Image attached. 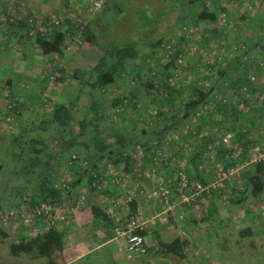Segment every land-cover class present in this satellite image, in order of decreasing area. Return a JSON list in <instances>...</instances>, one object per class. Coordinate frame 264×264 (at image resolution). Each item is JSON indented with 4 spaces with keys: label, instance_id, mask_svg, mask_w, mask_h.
Instances as JSON below:
<instances>
[{
    "label": "rangeland",
    "instance_id": "obj_1",
    "mask_svg": "<svg viewBox=\"0 0 264 264\" xmlns=\"http://www.w3.org/2000/svg\"><path fill=\"white\" fill-rule=\"evenodd\" d=\"M6 1L11 3V0H0V9L1 5ZM30 1L34 2L31 5L39 9V12L36 14L37 16L45 13L41 12L40 8L46 12L52 10L44 2L46 0ZM47 1L55 4L59 3L56 10L60 12V15L49 19L48 25L50 31L55 27L62 29L64 26H72L74 22L78 28H82L85 21L93 13L90 9V4L91 2L93 3V0ZM181 1L105 0L104 3L109 2V4L102 12H98L99 18L95 20L97 24H95L96 27L94 32H92V37H95L98 42H86L84 36L80 32H77L73 35V39L70 40L71 42L69 41L70 43L67 44L69 47L68 50L66 49L67 53L69 50L77 51L85 58L88 65H95L103 54L101 48L105 49L104 44L109 43L112 47H120L121 43H126L131 38L133 40L138 38L140 42L138 49L139 56L129 65V71L119 77L117 76L112 84L105 85L103 89L101 88V91L107 99L117 94L131 97L132 104L123 105V109L120 112L115 110V114L112 117L116 119L122 112L125 113L127 111L129 119L126 120L125 124L129 123L132 125L135 123V126L139 127L142 132L145 129L148 132H145L147 133L145 137L140 138L141 141L134 140L130 148H128V150L133 148V152L129 154L130 159L128 158L129 165L130 167L133 166V168L123 171L124 162L119 164L107 163L108 168L105 169L106 172L104 171L103 177L105 178L102 180V186H108L106 187L107 190L111 186H114L113 189L117 192L114 196L119 195V198H122V194L128 188L143 185L148 191V187L152 186V189L157 188L160 178L167 181L168 188L172 189L173 198H175L176 202L172 205V210L168 211V220L165 223H162L160 220V217L165 213L163 211L165 205L163 206V203L160 201L158 193H156V199L158 200V205L157 207L155 206L156 211H153L149 207V210L153 212L146 211L144 213L141 209L147 221L149 220L147 224L149 239H146L148 250L152 252L157 249L153 236L150 239V233L155 229L157 236L162 241H169L174 235H178L186 241L184 250L187 251L188 258L184 263L264 264V200L259 199L253 205H248V200H245V206L240 204L243 202H235L236 198L240 195L239 189H242L244 186L246 174L251 171L253 162L258 159V154L261 152V155L264 157V100L258 97L264 91V85L256 83L262 89L261 91L258 89L251 91L250 86H248L250 89L243 86L242 89L245 92L241 87H238V89L231 88V102L236 105L235 109L238 112L234 115L230 110L225 109L222 117L220 111L215 110V105H217L216 100L222 96L223 92L221 91V84L217 82L215 89H212L207 98L196 106L189 118L186 120L182 119L175 124L165 119L163 115L159 114L160 112L158 113L160 107L157 105V102H155L156 104L154 103L155 100L153 99L157 97L156 92L159 88L147 89V92L143 90L145 83H152L155 86L159 77H166L163 72V65L171 62L170 77L166 80L171 81V85L176 86L177 91L181 94L180 96L174 95L176 100L174 99V103H172L174 105L173 109H183L181 105L188 99V87L197 85L202 90L211 87L210 84L214 82L213 75L216 69L224 66V57L229 52L228 48L236 45L234 43L239 39L240 41L243 38L245 40L254 39L253 32L258 30V28L264 27V16L262 20L258 19L259 13H263L264 11V0H242V2L240 0H187L188 3L196 2L195 6L202 1L206 7L216 8L218 15H221L218 18V24L213 23L209 24V26L202 23L194 24L196 26H193L186 19L179 20V17L183 13L188 15L191 12L185 9L190 10L189 7L191 9L194 7L193 3L180 6ZM25 7H22L23 14L27 11ZM4 15H6V9L0 12V16ZM241 15L245 16V20L241 18ZM34 21L33 27H27L29 31L32 30V33L27 32L25 34V32H21L26 37H36L39 29L38 26H40V19L35 18ZM0 26L3 25L0 23ZM219 26L230 32L228 38H231L232 45L227 50L223 46L225 42H220V38H218L216 33L212 34L209 33V30L206 31L207 28L217 29ZM42 27L45 30V27ZM24 29L26 28L23 27L20 30L24 31ZM22 38L21 42L27 43V39ZM20 44L22 43L18 42V37H15L14 44L10 46V50H6L5 54L7 57L17 59L18 55L17 53L14 54V50L19 48ZM259 47L260 45L257 46V48ZM150 51H154L151 56L148 55ZM263 52V49H258L257 51L251 50L244 56L243 62H253L252 56H259V54L260 59L264 61ZM14 55L17 57L15 56L14 58ZM213 61H216L215 68L208 69V63H214ZM7 64L11 66V62H4L0 66L3 67ZM218 64L219 66H217ZM149 65H151L150 72H148ZM35 68L38 72L36 77L38 79L36 85L37 92L35 93L36 98L29 100L24 98L25 101L20 107V115L18 116V119H23V123L18 121V124H16L15 121L18 119H14V122L9 124L3 115L1 117L3 121H0V204L5 207H10L12 204L10 202L15 203L13 206H18L22 203L23 197H27L26 195L30 193L27 190L21 200L18 201L21 196L15 195L14 190H12L14 192L12 194L10 188H7L9 187L8 183L5 182L8 178L11 179V175L13 176L14 174L15 161L13 155H15V151L19 152L22 148L20 147L21 144L23 146L25 145L24 143L31 141V132L28 128L32 127H29L28 124H37L42 119H47L50 115L48 107L52 104L49 101L50 98L55 101L54 103L65 102L67 100L64 99V96L58 97L60 83H62V81L56 78L59 72L65 75L64 78L68 79L69 83H75V80L72 78L73 76L68 70H58L56 65H44L43 63L36 65ZM256 68L262 70L261 73H263L264 62L261 64L259 62ZM204 70H207L206 73L210 75L205 77L206 73H204ZM8 77L6 76L5 80ZM255 79H257L256 76ZM262 79L258 77V82ZM77 82V86H80L81 89V85H79L81 82ZM69 83L68 85H70ZM4 84L0 91V104L2 103L1 107L4 106L5 109L10 99L14 98L15 100V89L12 86L10 87V83L8 82ZM4 86H8L6 90H3ZM86 86L84 85L83 88L85 89ZM83 88L79 91L80 102L88 100V95L85 94ZM70 91L71 88L67 86V94H73ZM132 91L134 96L131 93ZM93 93L99 96L97 92L94 91ZM46 94H50L53 97L46 99ZM21 100L23 101V98ZM220 101L223 102V100ZM159 104L161 105V103ZM169 105L171 104H168L164 111L167 113V116L170 113L172 116L173 111L169 110ZM220 120H226L223 125L235 130H221L220 123H218ZM166 122L167 124H165ZM22 125H25V127L23 128ZM78 129V127H70V131L73 133L78 131ZM155 129H161V134H156L157 132H154ZM237 130H240L250 138V142L244 148H242L240 140L236 137L235 131ZM40 132H42L41 129L39 130ZM16 135L21 136L16 137ZM55 136L56 134H52V137L55 138ZM145 140L147 144L142 145ZM215 145L219 146L220 149L222 146L231 149L230 157L232 161L236 162L233 165L229 162L226 168H223L224 165L219 161L213 162L217 158L215 149L213 148ZM258 148L260 149L259 152L256 151ZM243 150L248 154L245 158L241 157ZM199 151L203 162H198L197 167H194L190 163L191 157L195 153L199 154ZM226 159L229 160L230 158ZM19 166L20 164L17 163V167ZM221 168L226 171V177L223 179L221 186L212 188V190L210 188L209 195L202 196L198 201L192 200L191 204L180 201L177 195V174L179 171H184L190 179L194 181L198 180L202 185L213 182L214 184H218V171ZM166 169H168L167 172L164 171ZM72 178L73 175L70 171L61 170L59 177L54 182L60 183L66 180L70 183ZM148 182L150 183L149 186ZM17 183L21 187L24 183L23 179H17L15 184L17 185ZM84 183L85 180H80L71 188L70 193H73L75 197H72V199H68L69 196L64 197L62 206L67 209L65 211L67 213L66 217L70 214V206L76 200V193L84 186ZM28 184L31 185L32 189L36 190L39 185H36L37 179H31ZM226 192L228 193L227 197L223 195ZM107 195L104 196L109 198ZM144 195H141V198ZM215 195H217L216 206L218 209L216 208L217 213H213L209 220L207 217L210 213V198L214 200ZM228 195L232 200L228 198ZM138 197L140 196L135 197V199ZM177 199L179 200L178 203ZM176 205H180L181 208L177 210ZM117 210L119 211V216H125L120 211H125V209L118 208ZM244 226H250L252 229L250 236L239 235V230ZM4 230L8 235L4 238L0 232V264H37V261L33 262L27 255L21 254L22 256L14 258L9 253V242L18 239L15 231L25 232L26 228L16 226L15 228L10 227ZM121 241L124 242L123 238ZM214 251L222 252H220V256L210 253ZM183 253L185 254L184 251ZM136 259H143V255L137 256ZM132 260L134 259H128L127 261L131 264ZM86 263L93 264L94 262H90V260L84 258L79 263L74 264Z\"/></svg>",
    "mask_w": 264,
    "mask_h": 264
},
{
    "label": "trees",
    "instance_id": "obj_2",
    "mask_svg": "<svg viewBox=\"0 0 264 264\" xmlns=\"http://www.w3.org/2000/svg\"><path fill=\"white\" fill-rule=\"evenodd\" d=\"M109 2L106 4L104 3L98 9L99 11H93V16L91 15V17L85 21L83 27H79L80 29L74 22L72 26H64L62 29L55 27L50 31L48 25L50 21H47V27L45 30H39L36 37L33 38L38 47L39 53L44 56L52 53H59V56H61L66 49H69L67 44L71 42L70 40L73 39V35L77 32H80L84 36V40L86 42L95 41V43H97L98 41L96 38L92 37V32H94L96 27L95 24H97L95 20L99 18L98 12H102ZM240 2H242V0H240ZM192 3L194 4L193 9H191V7H189L190 10L185 9L186 11L191 12H189L188 15L183 13V15L179 17V20L186 19L189 24L193 26H196L199 23L207 24L208 26L213 23L218 24V18L221 15H218L216 8L213 9L212 7H206L202 1L195 6L196 2L188 3L187 0H182L180 2V6L186 4L190 5ZM15 6H18L17 2H15ZM185 10H183V12H185ZM4 16L7 18L13 17V21H8L6 23L0 22L3 27L8 28V25L12 24L16 27H25L26 30L28 29L27 27H31L28 23L30 18L23 17L22 14L20 15L17 12L16 7L15 14L8 12V9H6V15ZM263 16L264 11L263 13H259L258 19L262 20ZM241 18L244 19L245 16L241 15ZM46 29L48 33L46 32ZM217 29L207 28L206 31L209 30V33L212 34L216 33L218 38H220V42H225L223 46L227 50V48L232 45L231 38H228L230 32L220 26ZM253 37L254 39L250 38L248 40L243 38L240 41L239 39L236 43H234L236 45L228 48L229 52L224 57V66L216 69L213 75L214 82L210 84L211 87H207L206 90L198 88L197 85L188 87V99L181 105L183 109H173L174 105L172 103H174V99L176 100L174 95L180 96L181 94L177 91L176 86L174 87L171 85V81L166 80L170 77L171 62L163 65V72L166 77H159L155 86L152 83H145L143 90L147 92L149 89L159 88L156 92L157 97L153 99L155 100L154 103L157 102V105L160 107L158 113L160 112L159 114L163 115L165 119L172 122V124H175L182 119H188L194 112L196 106L207 98L212 89H215L216 83L218 82L221 84V91L223 92L221 94L222 96L218 97L219 99L216 100L218 103L216 102L217 105H215V110L220 111L222 117L225 109L230 110L235 115L238 111L235 109L236 105L231 102V88L238 89V87H241L242 89L243 86H246L247 88L250 86L251 91H254L255 89L261 91L262 89L258 86V84L256 85V83L264 85V71L261 73L262 70L256 68L259 62L260 64L264 62L260 59V54L259 56H252L253 62H243L244 56L248 54L249 51H257L258 49L264 50V27L258 28V30L254 31ZM139 43L138 38H135V40L131 38L126 43H121L122 45L120 47H112L109 43L104 44L105 49L101 48L103 54L95 65H88V62L79 52L69 50L66 57L63 58V61L64 59L66 60V62H63L65 64L61 63L60 66L56 65L58 70H68V72H70L73 76L72 78L75 80V83H69L70 81L68 79H64L65 75L61 72H59V75L56 77L57 80L60 81L66 80L65 83L69 86V88H71L70 92L73 94H67V96L65 95L67 99L65 102L54 103L47 119H42L37 124H28L29 127H32L28 128L31 132V141L24 143L25 145L23 146L21 144L20 147L22 148L19 152L15 151V155H13V159L15 161V170L13 169L14 174L13 176L11 175V179L8 178V180L5 181L9 185L7 188H10L11 191L14 190L15 195L18 194L21 196L18 201H20L25 192L29 190V195H26L29 201L34 202L39 200H48L53 203H58L61 202L65 196H69L72 190L71 188H73L77 182L85 180L84 186L87 188V192L91 198L90 202H92V215L95 218L100 219L102 223H106V225L114 231L113 219L109 216L106 207L104 208L101 206L98 201L101 196L108 193L107 188L105 189L104 186H102V180L105 178L103 177L106 172L105 169L108 168L106 164L109 162L114 164L124 162L126 165H123V171L133 168V166L130 167V163L128 161V158L130 159L129 154L133 152V148L131 150H128V148H130V145L134 142V140L141 141L140 138L145 137L147 134L145 132L148 131L145 129V131L142 132L139 127L135 126V123L132 125L129 123L125 124V122H127L126 120L129 119L126 110L125 113L122 112V114L116 119H113L112 116L115 114V110L118 112L122 111L123 105L132 104V99L131 97H126L122 94H117L112 96L110 99H107V97H104L101 88L103 89L105 85L112 84L117 76L119 77L123 73H127L129 71V65H131V63L139 56ZM258 45H260L259 48H257ZM153 53L154 51H150L148 55L151 56ZM262 56H264V52L262 53ZM213 62L214 63H208V69L215 68L216 61ZM219 64L217 66H219ZM150 66L151 65L148 66V72H150ZM24 70L30 74L22 73V78L32 79L33 77L31 76H35V74L38 75L35 66L25 67ZM206 72L207 70H204V73ZM209 75L210 74L206 73L205 77ZM251 75H254L257 78L254 79L253 82L250 79ZM258 77L263 79L258 82ZM35 80L36 79H34V81ZM77 81H79V83L81 82L79 84L81 85V89L84 85H87L85 89H83L85 90V94L88 95V100H82V102L79 101V91L81 89L80 86H77ZM7 82H11L10 77L7 78ZM68 83L70 85H68ZM64 89L66 90L67 87ZM94 91L97 92L99 96L95 95V93H93ZM17 92L18 91H15L14 93L15 100L14 98L10 99L7 103V107H5L3 113L4 118H6V116H12L15 120L18 119V116L20 115V107L23 102L20 98L21 96H19ZM131 93L134 96L133 91ZM238 94L240 93L238 92ZM220 100H223V102ZM229 100L230 102L228 103ZM159 103H161V105ZM168 104H171L169 105V110L173 111L172 116L171 113L167 116V113L164 111ZM226 104L228 105L224 108ZM124 109H126V107H124ZM182 110H184V112H182ZM18 121L19 119L15 121L16 124H18ZM224 122H226V120H220L218 122L220 123V128H222L221 130H235L234 128L232 129L224 126ZM123 123L124 125H122ZM165 124H167V122ZM72 126L78 127V131L74 133L70 131V127ZM22 127L24 128L25 125H22ZM40 129L42 132L39 133ZM154 132H157L156 134L159 135L162 131L161 129H155ZM235 133L236 137L242 144V148H244V146L250 142V138L240 130L235 131ZM52 134H56L55 138L52 137ZM18 136L21 135H16V137ZM12 142L14 141L12 140ZM145 144H147L146 140L142 143V145ZM213 148L215 149L217 155V158H215L213 162H221L224 165L223 168H226L229 162L231 165L236 162L232 161V158L230 157L231 149L224 146L220 149L217 145L213 146ZM246 155H248L247 152L243 150L241 157L245 158ZM200 156V151L199 154L195 153V155L191 157V165L197 167L198 162H203ZM226 158L230 159L227 160ZM131 160L133 161V159ZM17 163L20 164L19 167H17ZM61 170L70 171L73 175L70 183L66 180L62 181L66 184L64 188L61 187L60 184L56 183L57 181L54 182L59 177ZM20 178H22L24 182L21 187L18 183L17 185L15 184V181ZM31 179H37L36 185L39 184L37 190L32 189L31 185L28 184ZM244 181L245 183H243V188L239 189L240 195L236 198V203L243 202L240 204L245 206V200H248V205H253L256 203L255 201L259 199L264 200L263 157H260L253 162L252 169L246 174ZM11 193L14 194L13 191ZM227 194L228 193L226 192L223 195L227 197ZM69 197L68 199H72ZM228 198L232 200L229 195ZM211 199L212 198H210V200ZM83 200L84 199H82L81 203ZM10 203H12L10 206L15 205L13 202ZM134 203L135 199H133L130 203L131 209L134 207ZM2 207L5 206L0 204V208ZM135 209L136 207L132 210ZM72 212H74L73 209ZM72 212H70L65 222H67L68 218L73 215L71 214ZM209 212L210 213L207 219L211 218L213 213H217L215 205L211 204ZM61 224L62 222L58 221V223L56 222L55 224L45 228L41 224V232L37 231L34 235L20 234L17 240L9 242V253L13 256H20L21 254L27 255L33 262L37 261V264H41L42 262L45 264H64V230H60V226L62 227ZM148 230L149 229L141 230L140 233L147 235ZM251 230L250 226H244L239 230V235L250 236L252 233ZM1 233L4 238L8 235L6 232ZM152 236L153 241L156 244L157 251L174 252L179 256L183 255L182 252L186 246L185 240L180 237H175L169 241H162L157 236L156 230H154V232L152 231L151 237ZM149 251L150 250H147L143 256L148 254Z\"/></svg>",
    "mask_w": 264,
    "mask_h": 264
},
{
    "label": "crops",
    "instance_id": "obj_3",
    "mask_svg": "<svg viewBox=\"0 0 264 264\" xmlns=\"http://www.w3.org/2000/svg\"><path fill=\"white\" fill-rule=\"evenodd\" d=\"M4 1V0H2ZM7 2V1H6ZM6 2L3 3L6 5ZM17 5L15 6V0H11V3L9 1L7 2L6 9H8V12H12L15 14V7L17 8V12L23 17H28V18H38L41 20L39 30H44L42 26L45 28L47 27V21L51 17H56L60 15V12L57 11V4L52 3L51 1H44L47 3L48 7H51V11H45L40 8L41 12H45L41 16H37V12H39V9L37 7H34L31 4L32 3L30 0H17ZM25 2L27 3L25 5ZM31 2V3H30ZM1 5L0 12L5 10V5ZM26 6V12L23 14V9L22 7ZM63 7V6H61ZM37 9V10H36ZM57 11V12H56ZM37 16V17H36ZM43 16V17H42ZM1 17V16H0ZM23 28L22 26L16 27L14 24L8 25L7 27L0 26V64L4 62H11V66L7 64L6 66L1 67L0 66V91L2 90L1 87L3 84L6 82L7 79L5 80L6 76H9L11 78V82L9 86L15 89V91H18L17 94L21 96L20 98H26L27 100L29 99H34L35 93L37 92L36 85L38 82V79L36 78L37 75L31 76L34 79L30 78H22L21 74H30L29 72L25 71L24 68L28 66L36 67V65H41L44 63L49 64L51 66L58 65L60 66L61 63L66 62V60L63 58L66 57L67 52L64 51V53L59 56L60 54H55L52 53L50 55L44 56L39 53L38 47L36 43L34 42L33 36H27L23 35L30 33V31L27 29H24V31H21L20 29ZM23 32V33H21ZM48 33V31L46 30ZM15 37H18V42L22 43L19 45V48H16L14 50V54L17 53L18 57L17 59H12L11 57H7L6 50H10V46L14 44ZM21 37L22 39H27V43L21 42ZM5 38V39H3ZM7 38V40H6ZM16 44V43H15ZM13 61V64H12ZM44 61V62H43ZM43 62V63H42ZM65 64V63H63ZM13 66V67H12ZM65 79V78H64ZM62 83H60V93L58 94V97H63L66 100L67 93L65 92L66 90L64 89L67 87L65 81L61 80ZM5 85V84H4ZM8 86H4L3 90H6ZM44 95V93H43ZM66 95V96H65ZM46 99L48 97H53L50 94H46ZM50 103H52L49 107L48 110L49 112L52 109V106L54 104V100L51 98L49 99ZM2 104V103H1ZM0 104V121L3 113H4V106L1 107ZM19 122L23 123V119L19 118ZM1 124V122H0ZM76 127V126H75ZM3 128V127H2ZM5 129V128H4ZM10 140V139H9ZM165 172L168 171V169L164 170ZM148 182V186H149ZM113 185V184H112ZM104 188H106V185H104ZM114 186H111L110 189L108 190V195L109 198L106 196H101L99 198V203L101 206L108 207V200L114 197H117L119 195H115L117 192L113 189ZM106 191V190H105ZM71 195V196H70ZM79 195L84 196L83 202L80 204L79 207H74V202L73 205L70 206L74 210L71 214H73L71 217L68 218L67 222L62 223V227L60 226V230H64V257H65V263L64 264H74V263H79L82 259L87 258L90 260V262H94L93 264H130L127 260H132L133 264H189V263H184V261L188 258V254H186V250H184L185 254L182 252V256L178 255L177 253L174 252H162L160 250L156 251H149L148 254L143 256V259L139 260L136 259V257H127L125 255V241L122 242L121 239L123 238L122 236L116 235V233L106 225V223H102L100 219L95 218L92 213H91V198L89 197V194L87 192V188L85 186H82V188L79 189V192L76 193V197ZM123 195V194H122ZM69 198L75 197L73 193L69 194ZM156 195L152 193V186L148 187L147 193L141 198L138 197L135 199V205L133 208H140L144 213L147 212H153L156 211L155 208L158 205V200L156 199ZM214 200H210V203L215 205V207L218 209L216 206L217 204V195L214 196ZM107 199V201H106ZM93 200V199H92ZM160 204V203H159ZM156 206V207H155ZM149 207L153 210L150 211ZM132 208V209H133ZM177 210L180 207V205H176ZM123 212V214H126V211L120 210ZM119 212V211H118ZM165 223V222H162ZM64 226V227H63ZM154 228V227H153ZM155 229H153L154 232ZM0 232H6L5 230H0ZM157 232V231H156ZM15 234L17 235L16 237H19L20 234H24L23 231H15ZM26 234V233H25ZM152 234V232L150 233ZM175 237H180L178 235H174L173 238ZM147 238L149 239V235L147 234ZM160 238V237H159ZM172 238V239H173ZM151 239V235H150ZM170 239V240H172ZM124 240V238H123ZM162 240V239H161ZM166 241V240H163ZM168 241V240H167ZM220 252L222 251H214L210 252L212 254H217L220 256ZM209 255V253H207ZM22 256V255H20ZM20 256H14L15 257H20ZM140 256V255H138ZM148 256V257H147ZM128 258V259H126ZM215 258V256H214ZM216 259V258H215ZM131 262V264H132ZM41 264H45L42 262ZM89 264V263H86ZM210 264H220V263H210Z\"/></svg>",
    "mask_w": 264,
    "mask_h": 264
},
{
    "label": "built area",
    "instance_id": "obj_4",
    "mask_svg": "<svg viewBox=\"0 0 264 264\" xmlns=\"http://www.w3.org/2000/svg\"><path fill=\"white\" fill-rule=\"evenodd\" d=\"M105 0H93L91 2V11L98 10ZM8 21H13V17L7 18L6 16L0 17V22L6 23ZM41 22V20L39 21ZM28 23L33 27L35 21L30 18ZM32 33V30H30ZM251 80L255 79L254 75H251ZM246 89V88H245ZM258 97L262 100L264 99V92L260 93ZM6 122L12 124L14 118L12 116H6ZM256 150L257 152H259ZM263 157L261 152L258 154V158ZM264 158V157H263ZM218 171V184L214 182L211 184H201L200 182L190 179L184 171H179L177 174V184H178V196L181 202H187L191 204L192 200L198 201L204 195H209L210 188H216L222 185L223 179L226 177V171L219 169ZM61 187H65V182L58 183ZM211 185H213L211 187ZM147 189L145 186H137L135 188H128L124 191L122 198L119 196L110 198L108 202V207L106 210L109 216L113 219L114 232L116 235L122 236L125 241V255L127 257H136L138 255H143L148 250L147 245V235L140 233L141 230L148 229V222L145 218L143 212L140 208L135 210L131 209V201L137 196L144 195ZM189 191V192H187ZM152 193L156 195L159 194V199L163 203V211L165 212L162 217H160L161 222L168 220V211L172 210V205H174L175 198H173L172 189L168 188L167 181L160 178L157 183V188L152 189ZM78 197V198H77ZM76 198V203L74 207H79L82 201L83 195H79ZM63 201V200H62ZM53 203L48 200L39 201H29L28 197H23L22 203L18 206L2 207L0 208V230L7 228H15L16 226H22L26 228L24 234H36L37 231L41 232L42 225L45 227L51 226L58 221L65 222L67 209H65L62 204L63 202ZM193 201V202H194ZM179 200L177 199V203ZM118 208L125 209V216H119ZM69 212H72V208ZM118 215V217H117ZM42 224V225H41Z\"/></svg>",
    "mask_w": 264,
    "mask_h": 264
}]
</instances>
